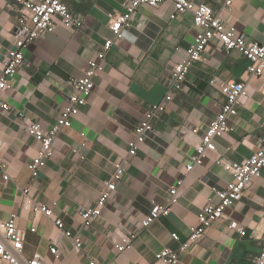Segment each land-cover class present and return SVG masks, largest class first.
<instances>
[{"label": "crops", "instance_id": "obj_1", "mask_svg": "<svg viewBox=\"0 0 264 264\" xmlns=\"http://www.w3.org/2000/svg\"><path fill=\"white\" fill-rule=\"evenodd\" d=\"M66 1L84 19V26L78 30L59 26L37 39L3 94L11 108L0 111V153L10 163L11 179L0 181V220L16 213L17 224L25 231V255H42L46 264H89L90 257L105 264L150 263L158 251L178 248L173 233L181 241L187 239L212 196V186L226 187L233 180L232 163L257 150L264 136V82L247 74L243 54L227 53L219 42L212 43L204 59L194 64L185 89L174 92L166 111L156 119L157 135L141 144L136 155L128 156L126 177L103 208L102 217L84 227L78 208L96 203L115 163L126 157L135 125L152 104L165 97L173 67L186 56L196 33L192 14L172 18L170 2L158 8L142 7L134 27L114 41L105 69L95 79L94 92L72 125L59 133L54 157L31 187L34 201L53 208L67 229L82 233L83 251L77 253L53 220L23 208V189L31 176L28 164L41 147L27 132L26 121L38 120L50 128L60 117L73 92L68 80L82 76L89 60L113 37L110 15L124 12L130 0ZM195 1L211 5L227 24L264 44V0H234L229 9L223 7V0ZM21 9L16 0H0V73L5 54L14 47ZM214 78L245 80L247 95L231 121L233 130L217 139L216 149L203 165L185 175L186 164L224 100L219 87L210 83ZM195 127L198 133L192 131ZM219 159H224L223 165L217 163ZM183 177L180 199L171 214L155 221L120 253L117 243L124 241L128 230L139 228L152 203H164L170 188ZM263 200L264 170L246 196L227 209V218L181 253L178 264H257L264 237ZM231 220L239 221L246 235L230 228ZM52 245L62 252L60 260L50 252Z\"/></svg>", "mask_w": 264, "mask_h": 264}, {"label": "built area", "instance_id": "obj_2", "mask_svg": "<svg viewBox=\"0 0 264 264\" xmlns=\"http://www.w3.org/2000/svg\"><path fill=\"white\" fill-rule=\"evenodd\" d=\"M16 2L22 9L14 27V47L7 51L3 59V69L0 73V111L11 108L3 94L7 91L9 82L17 74L18 69L25 64L26 51L29 47L40 37L56 31L59 26L78 30L85 24L81 15L75 13L66 0H16ZM166 2H170L174 6L172 18L181 13L192 14L193 26L196 30L195 36L187 49L186 56L174 65L168 91L163 100L152 104L145 111L143 118L135 125L133 137L128 142L127 155L122 161L115 163L114 172L106 182L96 203L78 208L84 227L91 226L93 221L102 217L103 208L117 191L119 183L126 177L128 156L136 155L141 144L157 135L156 119L166 111L168 104L173 100L174 92L185 89V83L194 64L204 59V54L212 43L219 42L227 53L238 51L243 54L248 60L247 74L264 82V44L251 41L235 25L227 24L219 13L207 3L198 4L195 0H130L124 12L111 14L109 27L113 37L106 39L103 48L97 52L96 57L89 60L82 76L72 77L68 80V83L73 87V92L68 96L67 104L60 117L50 128L38 120L26 121L27 132L41 143V147L28 164L31 176L30 182L23 189L25 194L23 208L27 212H33L36 215L43 214L53 220L58 229L63 231L65 237L71 241L73 250L77 253L83 251L82 233L67 229L64 220L54 215L53 208L45 203L34 201L30 196L32 184L39 178L43 167L54 157V143L59 133L72 125L75 116L94 92L95 79L104 71L106 57L114 41L124 38L125 31L134 27V20L142 7L158 8ZM233 4L234 0H223L225 9H229ZM210 83L219 87L224 95V100L203 133L201 141L196 147V154L192 155L186 164L185 175L189 174L196 165H203L209 152L216 149L217 139L233 130L231 121L238 115L241 100L247 95L245 80L225 82L214 78ZM192 131L198 133L199 129L195 127ZM83 135L85 134L83 133ZM74 152L79 154L77 148L74 149ZM80 156L84 158L82 155ZM217 163L223 165L224 159H219ZM231 168L233 180L226 187L212 186V196L198 213V223L190 227L187 239L181 241L180 235L173 233V239L179 243L178 248H164L155 254L153 262H137L136 264H178L181 261L182 252L188 251L193 244L200 242L205 237L207 230L216 222L224 221L227 218V209L241 201L246 196L254 179L262 175L264 170V136L257 150L243 161L232 163ZM10 179V163L0 153V181L7 182ZM184 181V177L177 180L176 184L170 188L164 203L156 201L152 203L149 212L141 220L139 228L128 230L124 235V241L117 243L116 247L120 253L124 252L128 245L143 231L148 230L155 221L171 214L173 206L179 202ZM17 217L16 213H12L8 219L0 220V264H46L42 255H35L31 258L25 255V231L18 226ZM229 227L237 230L241 235L247 233L245 227L237 220H231ZM31 231L35 232L36 227H32ZM50 252L57 260L62 258V252L55 245L50 246ZM88 263L105 264L96 257H90ZM256 263L264 264V237L263 247Z\"/></svg>", "mask_w": 264, "mask_h": 264}]
</instances>
